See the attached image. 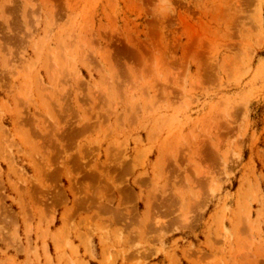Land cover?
<instances>
[{
	"label": "rangeland",
	"instance_id": "obj_1",
	"mask_svg": "<svg viewBox=\"0 0 264 264\" xmlns=\"http://www.w3.org/2000/svg\"><path fill=\"white\" fill-rule=\"evenodd\" d=\"M0 264H264V0H0Z\"/></svg>",
	"mask_w": 264,
	"mask_h": 264
}]
</instances>
